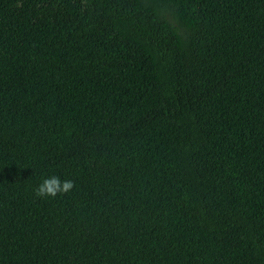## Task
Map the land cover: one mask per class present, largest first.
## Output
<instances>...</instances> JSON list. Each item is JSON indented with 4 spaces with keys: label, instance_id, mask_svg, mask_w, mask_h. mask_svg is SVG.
<instances>
[{
    "label": "trees",
    "instance_id": "1",
    "mask_svg": "<svg viewBox=\"0 0 264 264\" xmlns=\"http://www.w3.org/2000/svg\"><path fill=\"white\" fill-rule=\"evenodd\" d=\"M0 264H264V0H0Z\"/></svg>",
    "mask_w": 264,
    "mask_h": 264
},
{
    "label": "rangeland",
    "instance_id": "2",
    "mask_svg": "<svg viewBox=\"0 0 264 264\" xmlns=\"http://www.w3.org/2000/svg\"><path fill=\"white\" fill-rule=\"evenodd\" d=\"M175 1L179 4L182 18L188 21L202 0ZM101 35V30L88 18L76 10H71L49 39L48 49L59 58L80 69L100 40Z\"/></svg>",
    "mask_w": 264,
    "mask_h": 264
},
{
    "label": "clouds",
    "instance_id": "3",
    "mask_svg": "<svg viewBox=\"0 0 264 264\" xmlns=\"http://www.w3.org/2000/svg\"><path fill=\"white\" fill-rule=\"evenodd\" d=\"M74 188V182L70 179L62 180L57 175L49 176L35 189L37 196L56 197L58 194H65Z\"/></svg>",
    "mask_w": 264,
    "mask_h": 264
}]
</instances>
